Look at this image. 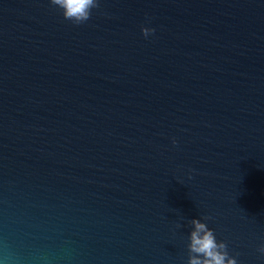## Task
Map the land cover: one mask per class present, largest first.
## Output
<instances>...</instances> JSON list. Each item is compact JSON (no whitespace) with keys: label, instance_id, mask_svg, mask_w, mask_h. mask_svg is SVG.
<instances>
[{"label":"water","instance_id":"obj_1","mask_svg":"<svg viewBox=\"0 0 264 264\" xmlns=\"http://www.w3.org/2000/svg\"><path fill=\"white\" fill-rule=\"evenodd\" d=\"M194 220L264 264V0H0V264H190Z\"/></svg>","mask_w":264,"mask_h":264},{"label":"clouds","instance_id":"obj_2","mask_svg":"<svg viewBox=\"0 0 264 264\" xmlns=\"http://www.w3.org/2000/svg\"><path fill=\"white\" fill-rule=\"evenodd\" d=\"M52 2L63 10L64 18L73 21L75 25L87 22L91 9L95 6V0H52ZM152 31L154 34V30ZM143 34L147 36V31ZM192 223L195 230L190 237V251L196 255L190 259V264H225L227 259V254L223 252L225 246L216 243L213 232L204 224L196 220ZM228 264H235V261L229 260Z\"/></svg>","mask_w":264,"mask_h":264}]
</instances>
